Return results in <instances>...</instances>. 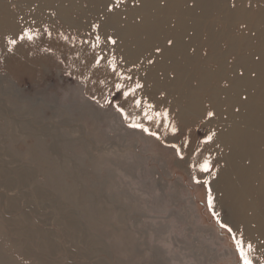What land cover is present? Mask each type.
I'll use <instances>...</instances> for the list:
<instances>
[{
    "label": "rangeland",
    "instance_id": "1",
    "mask_svg": "<svg viewBox=\"0 0 264 264\" xmlns=\"http://www.w3.org/2000/svg\"><path fill=\"white\" fill-rule=\"evenodd\" d=\"M176 1L0 0V264H239L209 188L220 218L264 251L252 202L264 181V0ZM25 27L41 35L9 53L6 37ZM117 82L143 86L121 106L162 139L106 103ZM135 99L182 134L144 120ZM241 130L257 140L245 159L261 161L237 181V215L225 184ZM185 139L180 159L168 145ZM205 158L210 173L193 172Z\"/></svg>",
    "mask_w": 264,
    "mask_h": 264
},
{
    "label": "snow or ice",
    "instance_id": "2",
    "mask_svg": "<svg viewBox=\"0 0 264 264\" xmlns=\"http://www.w3.org/2000/svg\"><path fill=\"white\" fill-rule=\"evenodd\" d=\"M112 9H109L111 11ZM34 23V22H33ZM96 27V26H94ZM45 32L48 34V36H51L50 32H47V29H45ZM41 35V32L36 29L27 28L25 27L22 29L18 34H14L11 37H6V44H7V51L9 53L13 52L14 48L18 46V44L22 42H34L39 36ZM107 42L111 44H115L116 41L113 40L111 37L107 38ZM101 43V38L99 36H96L95 43H93L91 46L95 50L99 47ZM173 41L169 39L167 41V44L171 45ZM103 49H101V52ZM157 51H160L159 48H157ZM101 52L96 53L95 56V65L99 66L100 62L104 57L101 55ZM109 65L111 66L112 72L115 73L116 76L120 77V80L124 79H132L131 76H125L121 74L117 70V65L115 58L109 61ZM243 75V73H241ZM103 83V82H102ZM143 86L137 82L132 87H126L123 83L117 82L114 85L115 91L111 93V98L106 99V103L110 104L112 107L118 111L126 121L131 120L129 123V127L134 129H139L142 132L147 133L148 135L154 137L157 140L162 139L161 134L157 131H152L148 126H146L143 122H141L136 117H130L128 113L125 112L124 108L121 106V99L127 101L130 96L135 97V94L138 89H141ZM134 106L137 109H141L143 114V119L147 120L149 123L154 124L157 128H160L163 126L166 133H170L173 137L177 136L178 133L182 134V130L178 128V126L170 120L169 112L167 110L164 111H156L155 106L151 103L142 102L141 99H135L134 100ZM215 113L213 111H208L206 113L207 118L210 120ZM215 133H209L205 136L203 143H210L213 140V136ZM189 141L185 139L183 141L182 145H178L176 143H171L168 145V147H171L176 151V155L180 157V159H184V155L182 152V147H187ZM195 155V152L193 153V156ZM192 171L195 172L197 169L202 173H210L211 169V163L209 159L205 158L202 163H192L191 164ZM192 179L197 184H203L208 185V180H199L196 178L195 175L192 176ZM207 206L209 210L211 211V214L213 217L216 218V222L219 225L221 229H224L229 236L231 237V240L234 244L235 252L238 255L239 264H264V251H260V254L258 256L254 255V253H257L259 249L256 245L253 244V242L250 239H246L245 233L239 229L238 227L234 229V227L228 223L227 221H224L220 218V214L215 211L214 208V197L212 196V191L209 188L207 191ZM260 248H264V242L261 243Z\"/></svg>",
    "mask_w": 264,
    "mask_h": 264
},
{
    "label": "bare ground",
    "instance_id": "3",
    "mask_svg": "<svg viewBox=\"0 0 264 264\" xmlns=\"http://www.w3.org/2000/svg\"><path fill=\"white\" fill-rule=\"evenodd\" d=\"M179 1L180 0H177L176 2H179ZM144 6H146V5H144ZM180 13L181 12H179V14ZM154 17L157 20H159V18L157 16H154ZM157 20H155L154 23L153 22L152 23L149 22L148 24L146 23V26L150 29L161 28L162 26L160 27V25H158ZM3 21H5V20H3ZM6 22L9 25L11 23L9 20ZM11 25H12V23H11ZM6 30H8V29H6ZM160 31H161V29H160ZM236 138H237L238 146L234 145L231 147L230 146L231 144L229 142L227 143V145H229V147H231L230 149L232 150L230 152L231 155L228 157V161L230 164V170H231V172L235 173V177H237V178L233 179L235 181H230L229 184H225V187L228 190V193H230V196H236L235 203L233 205V209L237 212V215H239L240 214L239 210L241 208L240 207L241 204L238 203V199L244 200V196H242V195L239 196V194H237V189H236V187L238 185L237 181L240 180V177L241 178L244 176H245V178L251 177L253 168H255L257 163L261 161V158H260V156L256 155L255 157L251 156L250 158L245 159L246 154H248L247 152L251 149H254L257 146V140L255 138L249 137L246 133H244V130H241V133H239ZM233 140H235V139L230 140V142H232ZM232 144H234V143H232ZM237 149L240 150V151H238V153H236ZM242 153H243V155H242ZM246 161L250 162V167L246 166ZM251 165H252V167H251ZM263 170H264V168H262L261 171H263ZM225 171H227V170H225ZM253 192H254V193H252L253 195H257V199L252 200V202L253 201L259 202L260 201L262 208H263V212H264V181L260 185V187H258ZM245 201L247 202V200H245ZM250 204H252L251 201H249L248 205H250ZM245 213H247V212H245Z\"/></svg>",
    "mask_w": 264,
    "mask_h": 264
}]
</instances>
